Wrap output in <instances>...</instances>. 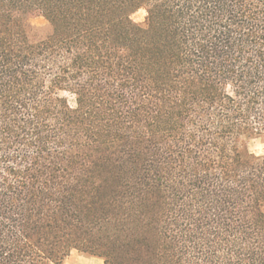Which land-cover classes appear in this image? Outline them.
I'll list each match as a JSON object with an SVG mask.
<instances>
[{"label":"trees","instance_id":"obj_1","mask_svg":"<svg viewBox=\"0 0 264 264\" xmlns=\"http://www.w3.org/2000/svg\"><path fill=\"white\" fill-rule=\"evenodd\" d=\"M253 138L264 0H0V264H264Z\"/></svg>","mask_w":264,"mask_h":264},{"label":"rangeland","instance_id":"obj_2","mask_svg":"<svg viewBox=\"0 0 264 264\" xmlns=\"http://www.w3.org/2000/svg\"><path fill=\"white\" fill-rule=\"evenodd\" d=\"M132 20L137 24H144L146 19V12L144 9L136 11L131 16ZM32 25L38 30L39 33L45 34L49 30V24L43 16H35L31 19ZM67 96V95H66ZM70 104H73V98L67 96ZM247 148L250 153L260 155L264 153V139L263 138H253L248 144ZM63 264H103V260L98 259L96 256H91L89 254L78 253L74 251L71 258L65 259Z\"/></svg>","mask_w":264,"mask_h":264},{"label":"crops","instance_id":"obj_3","mask_svg":"<svg viewBox=\"0 0 264 264\" xmlns=\"http://www.w3.org/2000/svg\"><path fill=\"white\" fill-rule=\"evenodd\" d=\"M74 251H75V250L71 251L70 255L67 257L68 259L72 257ZM78 253H80V252H78ZM80 254H81V253H80ZM67 258H66V259H67ZM98 259L101 260V258H99V257H98Z\"/></svg>","mask_w":264,"mask_h":264}]
</instances>
